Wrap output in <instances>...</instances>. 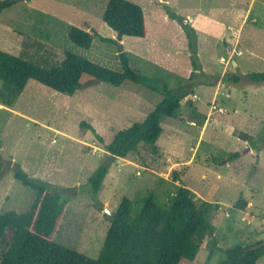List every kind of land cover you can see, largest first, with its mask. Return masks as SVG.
Returning <instances> with one entry per match:
<instances>
[{
    "label": "rangeland",
    "instance_id": "374dc122",
    "mask_svg": "<svg viewBox=\"0 0 264 264\" xmlns=\"http://www.w3.org/2000/svg\"><path fill=\"white\" fill-rule=\"evenodd\" d=\"M131 1L144 7L148 34L119 40L101 17L108 0H18L0 15V49L46 67L69 50L121 69L116 43L95 36L91 48H81L68 35L75 25L103 37L115 34L134 69L176 87L178 77L188 80L193 71L195 43L200 71L194 80L203 84L182 100L175 117L162 119L157 152L143 144L127 158H114L95 200L87 183L111 157L106 145L143 120L162 95L142 84L117 87L87 77L68 95L30 80L13 106L0 102V213H23L36 201L34 189L13 175L19 165L52 189L71 193L54 239L96 258L110 225L106 207L114 212L124 195L137 199L149 190L163 204L183 185L198 206L219 204L211 211L213 233L193 263L204 264L212 254L209 264H218L219 248L264 239V83L247 79L264 72V0H169V7ZM164 8L182 20H165ZM230 74L240 81L228 82ZM240 200L247 201L244 209L237 207ZM257 264H264V255Z\"/></svg>",
    "mask_w": 264,
    "mask_h": 264
},
{
    "label": "trees",
    "instance_id": "16d2710c",
    "mask_svg": "<svg viewBox=\"0 0 264 264\" xmlns=\"http://www.w3.org/2000/svg\"><path fill=\"white\" fill-rule=\"evenodd\" d=\"M17 1L0 0V15ZM101 17L117 32L119 40L123 36L147 35L145 10L134 1L108 0ZM177 19L182 20L181 17ZM185 25L189 27V24ZM68 35L73 43L84 49L92 47L95 36L116 43L121 69L103 65L69 50L65 51L58 64L46 67L0 49L2 104L13 106L32 79L68 95H74L82 89L86 77L88 81H103L117 87L125 82L142 84L162 95L153 111L143 120L119 130L106 145L111 157L91 174L87 183L91 196L98 200L114 158H127L143 144L157 152V141L163 132L162 119L175 117L182 100L188 94H194L195 86L203 84V81L194 80L199 76L197 71H200L195 43H190L193 71L189 79L178 77L176 87H171L167 81L158 78L154 80L134 69L123 44L116 39L103 37L96 30L75 25L70 26ZM226 77L228 82L240 81L237 74ZM247 79L264 83V72L250 73ZM89 127L96 132L92 125ZM2 170L0 160V180ZM13 175L22 184L34 189L37 193L36 201L23 213H0V264H193L202 240L213 233L211 211L219 207L218 203L206 200L198 206L192 190L183 185L163 204L154 190L147 191L137 199L124 195L114 215L109 216L110 225L98 256L92 258L54 239L71 193L67 195L52 189L50 183L29 175L19 165L15 167ZM237 205L244 209L247 201L240 200ZM261 241L239 242L227 248H219L222 257L218 264H257L258 259L264 255V246L256 250H251L250 246ZM209 259L204 264H209Z\"/></svg>",
    "mask_w": 264,
    "mask_h": 264
},
{
    "label": "crops",
    "instance_id": "0c3cea01",
    "mask_svg": "<svg viewBox=\"0 0 264 264\" xmlns=\"http://www.w3.org/2000/svg\"><path fill=\"white\" fill-rule=\"evenodd\" d=\"M161 2H163L167 7H169L170 6V3H169V0H159V3H161ZM251 4H250V6L248 7V10H250L251 9ZM144 8V7H143ZM165 9V8H164ZM170 9V8H169ZM165 10H167L166 11V13L167 14H165L164 16H165V20H169V21H173L174 23H176L177 24V22H176V20L171 16V15H169L168 14V9H165ZM173 11H175V10H173ZM176 12V11H175ZM145 16H146V13H145ZM188 17H189V19H190V21L191 22H194V17L192 16V15H187ZM146 27H147V24H146ZM116 32V31H115ZM117 33V32H116ZM147 34H148V30H147ZM114 35L115 34H112V38L114 37ZM147 36V35H146ZM124 37V36H123ZM122 37V38H123Z\"/></svg>",
    "mask_w": 264,
    "mask_h": 264
},
{
    "label": "water",
    "instance_id": "95a60500",
    "mask_svg": "<svg viewBox=\"0 0 264 264\" xmlns=\"http://www.w3.org/2000/svg\"><path fill=\"white\" fill-rule=\"evenodd\" d=\"M119 39H120V37H119ZM233 63H234V65L237 64L236 61H234ZM104 210H105V212H106L108 215H110V216H113V215H114V212H113L111 209H109V208L106 207ZM262 246H264V239H263L261 242L256 243V244H253L252 246H250V249H251V250H256V249H258V248H260V247H262Z\"/></svg>",
    "mask_w": 264,
    "mask_h": 264
}]
</instances>
